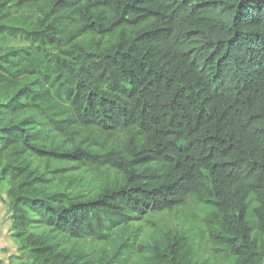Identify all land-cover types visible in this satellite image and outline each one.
<instances>
[{"label": "trees", "instance_id": "16d2710c", "mask_svg": "<svg viewBox=\"0 0 264 264\" xmlns=\"http://www.w3.org/2000/svg\"><path fill=\"white\" fill-rule=\"evenodd\" d=\"M0 189L22 264H264V0H0Z\"/></svg>", "mask_w": 264, "mask_h": 264}, {"label": "rangeland", "instance_id": "374dc122", "mask_svg": "<svg viewBox=\"0 0 264 264\" xmlns=\"http://www.w3.org/2000/svg\"><path fill=\"white\" fill-rule=\"evenodd\" d=\"M0 193H2V190L0 189ZM2 197H4V194H1ZM200 213H198V217L196 218V221L194 222L197 227H194V231L196 232L197 237H202L205 235V223L202 222ZM174 225L176 228L180 229L182 228V224L178 221H174ZM9 228V221H8V211H7V205L5 202H3L0 199V259L3 260L4 264H22L24 262L23 258H19V253L17 251V243L16 241L11 237V234L8 230ZM200 243V253L205 255L209 254L208 251V244L205 241V238L199 241ZM212 258L210 257V260Z\"/></svg>", "mask_w": 264, "mask_h": 264}]
</instances>
